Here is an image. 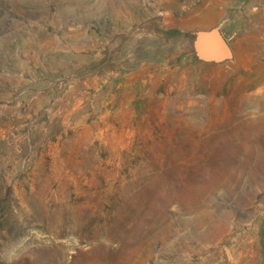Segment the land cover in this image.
<instances>
[{
    "label": "rangeland",
    "instance_id": "1",
    "mask_svg": "<svg viewBox=\"0 0 264 264\" xmlns=\"http://www.w3.org/2000/svg\"><path fill=\"white\" fill-rule=\"evenodd\" d=\"M0 264H264V0H0Z\"/></svg>",
    "mask_w": 264,
    "mask_h": 264
},
{
    "label": "water",
    "instance_id": "2",
    "mask_svg": "<svg viewBox=\"0 0 264 264\" xmlns=\"http://www.w3.org/2000/svg\"><path fill=\"white\" fill-rule=\"evenodd\" d=\"M198 54L206 60L221 61L232 57V49L219 29L200 34L197 44Z\"/></svg>",
    "mask_w": 264,
    "mask_h": 264
}]
</instances>
